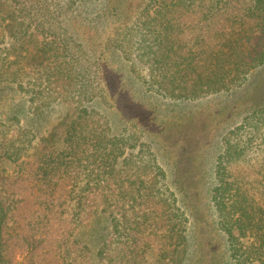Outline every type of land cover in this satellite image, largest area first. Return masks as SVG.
Masks as SVG:
<instances>
[{
    "label": "trees",
    "instance_id": "trees-1",
    "mask_svg": "<svg viewBox=\"0 0 264 264\" xmlns=\"http://www.w3.org/2000/svg\"><path fill=\"white\" fill-rule=\"evenodd\" d=\"M87 3L101 6L95 29L115 26L99 36L100 57L71 26ZM120 14L123 22L109 21ZM112 53L145 94L229 97L218 117L242 119L221 140L208 206L232 264H264V0H0V264H15L16 254L25 264H147L152 251L166 259L186 245L190 217L198 221L186 192L197 160L176 163L170 179L161 167H132L129 151L157 143L143 142L154 135L131 119L116 131L96 108L124 95L132 110L144 106L115 72L102 86ZM54 103L68 111L42 131ZM89 228L99 231L94 249L81 238Z\"/></svg>",
    "mask_w": 264,
    "mask_h": 264
},
{
    "label": "rangeland",
    "instance_id": "rangeland-1",
    "mask_svg": "<svg viewBox=\"0 0 264 264\" xmlns=\"http://www.w3.org/2000/svg\"><path fill=\"white\" fill-rule=\"evenodd\" d=\"M136 3L142 0H134ZM134 6V10L136 9ZM101 6H96L92 3L84 4L78 11L77 18L78 24L72 25V30L77 32L80 40L89 42L87 38H93V49L96 51L97 56H101V47H97L102 42V37L105 32L112 34L114 32V25L109 26L105 31L95 29L91 24V20H95L98 15V10ZM132 15V14H131ZM126 14H120L117 17L109 18V21L120 23L124 21ZM84 57V53L78 48V53ZM101 70L102 86L105 88L106 84L103 82V76L111 78L115 72L120 79L122 85L132 92H135L136 99L142 103L141 110L137 105L132 110L130 102L126 99L125 95L114 99L108 98V103H98L96 108L102 113L108 115L110 121L114 124L115 130L122 131L123 128L128 127L127 124L130 119L135 121L137 130L145 129L150 131L154 136H146L142 134V141L150 144L154 140L157 145L155 148L150 146V153L148 148L146 152L139 154V148L129 151L133 154L132 167H140L135 170L141 172H150L152 167H161L165 170L166 177L170 179L173 170L176 167L184 166L193 167V160H197V167L199 172L194 176H188L186 181V192L190 197V202L198 203L197 219L193 221L190 217V224L187 225L189 232L186 235V245L180 247L179 250L171 254L166 259H161L157 256V252L152 251L148 256L147 264H211L210 257L215 258L214 264H232L230 260V252L226 244L225 235L218 231L215 225V217H212L210 208L208 206L210 189L214 186V166L218 155L222 152V138L229 129L241 124L242 116L235 113L234 119L229 120L226 113L218 117L220 107L226 102H230L227 96H211L199 101L191 102H173L164 100L154 95L145 94L141 86L137 83L134 84L129 78V69L127 64L124 63L120 55L112 53L104 60ZM109 86L112 90L119 88V83L114 79H108ZM150 107V111L144 108ZM13 106L22 118H25L24 123H29L32 116L26 115V106L21 104L19 100L14 102ZM120 110H118V108ZM155 110L159 113V118L153 112ZM67 108L59 103H54L51 108L46 110L45 117L38 122V126L44 131L51 126H55L67 113ZM124 112V113H123ZM226 117V118H222ZM217 123L222 126L216 128ZM174 124V126H170ZM169 126V127H168ZM129 128V127H128ZM144 168V169H143ZM168 179V180H169ZM190 181V182H189ZM170 182V180H169ZM171 184V183H170ZM172 187L177 191L180 197V204H184L183 196L179 189L174 185ZM203 188V192L201 189ZM207 192V193H206ZM189 204V203H187ZM162 204L159 205L158 211L162 212ZM190 215V214H189ZM191 216V215H190ZM9 224V221L7 220ZM106 226V222H101L100 229ZM99 229V230H100ZM99 231L89 228L82 234V239L85 240L92 249L97 245V237ZM26 259L24 255L15 256V264H25Z\"/></svg>",
    "mask_w": 264,
    "mask_h": 264
}]
</instances>
